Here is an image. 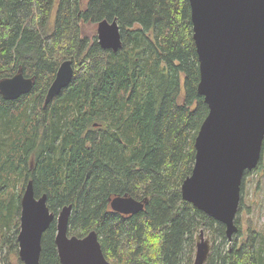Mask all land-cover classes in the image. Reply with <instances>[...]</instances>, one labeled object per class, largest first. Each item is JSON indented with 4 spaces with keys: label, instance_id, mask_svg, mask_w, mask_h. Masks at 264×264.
I'll list each match as a JSON object with an SVG mask.
<instances>
[{
    "label": "trees",
    "instance_id": "obj_1",
    "mask_svg": "<svg viewBox=\"0 0 264 264\" xmlns=\"http://www.w3.org/2000/svg\"><path fill=\"white\" fill-rule=\"evenodd\" d=\"M103 20L119 25L116 52L97 43L92 28ZM68 60L71 83L44 107ZM19 72L32 90L16 100L0 95V264L18 253L29 181L55 216L72 207L69 237L95 232L110 264H193L201 231L205 264H260L259 232L241 199L246 217L236 215L229 242L224 225L181 197L208 114L188 0H0V81ZM118 196L147 203L122 215L109 205ZM55 236L52 222L39 264H60Z\"/></svg>",
    "mask_w": 264,
    "mask_h": 264
},
{
    "label": "water",
    "instance_id": "obj_2",
    "mask_svg": "<svg viewBox=\"0 0 264 264\" xmlns=\"http://www.w3.org/2000/svg\"><path fill=\"white\" fill-rule=\"evenodd\" d=\"M85 1V0H80ZM192 37L196 49L199 83L208 114L194 140L195 162L181 186L185 202L225 226L232 241L245 173L260 163L264 139V0H188ZM116 20L97 24V43L103 50L121 48ZM71 61L60 64L44 98V107L73 78ZM33 79L21 72L0 81V95L16 100L28 94ZM147 201L127 196L109 199L113 212L135 215ZM72 207L56 216L47 207V196L36 198L33 182L25 185L20 200L18 257L22 264H39L41 240L52 222L60 264H110L95 232L82 239L69 237ZM209 241L201 231L196 239L193 264H205Z\"/></svg>",
    "mask_w": 264,
    "mask_h": 264
},
{
    "label": "rangeland",
    "instance_id": "obj_3",
    "mask_svg": "<svg viewBox=\"0 0 264 264\" xmlns=\"http://www.w3.org/2000/svg\"><path fill=\"white\" fill-rule=\"evenodd\" d=\"M54 15L55 8H53L49 21L50 27L53 25ZM96 27L97 26H94L92 28L95 33ZM240 199L249 210L247 217L252 220L254 229L259 232L257 249L261 260L260 264H264V151L261 154L259 169L249 172V174L243 178ZM237 217L243 219L246 216L245 214L237 213ZM205 238H207L206 235H204V240ZM16 257H18V253L16 256L10 255L7 263L16 264Z\"/></svg>",
    "mask_w": 264,
    "mask_h": 264
}]
</instances>
